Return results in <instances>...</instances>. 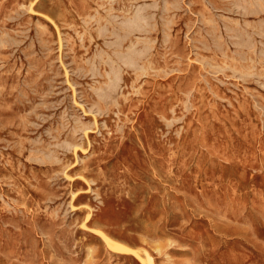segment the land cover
I'll use <instances>...</instances> for the list:
<instances>
[{"label":"rangeland","instance_id":"1","mask_svg":"<svg viewBox=\"0 0 264 264\" xmlns=\"http://www.w3.org/2000/svg\"><path fill=\"white\" fill-rule=\"evenodd\" d=\"M0 264H264V0H0Z\"/></svg>","mask_w":264,"mask_h":264},{"label":"bare ground","instance_id":"2","mask_svg":"<svg viewBox=\"0 0 264 264\" xmlns=\"http://www.w3.org/2000/svg\"><path fill=\"white\" fill-rule=\"evenodd\" d=\"M135 43H137V42H135ZM130 57V56H129ZM132 58V57H131ZM108 239V238H107ZM109 240V239H108ZM109 242V241H108ZM119 245V244H118ZM122 246V245H121ZM115 247H118L117 245H115ZM119 247H120V245H119ZM123 248H124V246H123ZM122 250V249H121ZM126 250H127V247H126Z\"/></svg>","mask_w":264,"mask_h":264}]
</instances>
